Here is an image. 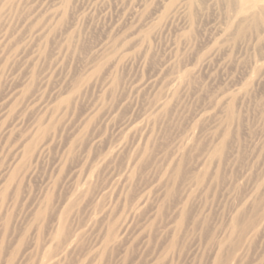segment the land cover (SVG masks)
<instances>
[{
    "label": "rangeland",
    "instance_id": "rangeland-1",
    "mask_svg": "<svg viewBox=\"0 0 264 264\" xmlns=\"http://www.w3.org/2000/svg\"><path fill=\"white\" fill-rule=\"evenodd\" d=\"M257 4L0 0V264H264Z\"/></svg>",
    "mask_w": 264,
    "mask_h": 264
},
{
    "label": "bare ground",
    "instance_id": "bare-ground-1",
    "mask_svg": "<svg viewBox=\"0 0 264 264\" xmlns=\"http://www.w3.org/2000/svg\"><path fill=\"white\" fill-rule=\"evenodd\" d=\"M256 2H258V4L256 5V8L259 9V10H264V0H238L239 10H240L241 14L247 13V12H245L247 10V6L248 7L249 6L251 7V5H255ZM252 11L254 12V10H252ZM243 15H246V14H243ZM181 85H182V78L181 77H175L174 79H172V81L170 82V85L167 88V98H168V96H173L174 93L181 87ZM162 107H163V104L162 103H157L156 104V107L154 109V112L159 111ZM151 121L154 122L155 121V118L154 119H147L145 125L147 126L148 123H150ZM143 126L144 125L137 126L134 129V133H139L143 129ZM225 136H226V133L224 132L223 137H222V142L225 140ZM144 152L145 151L142 152V155L144 154ZM142 155L136 156L135 158H133L131 160V162H133V163H136L137 161L139 162L142 159ZM220 155H221V149L214 148L209 153V156L207 157L206 162L208 164H210L213 159H216V158L220 157ZM174 171L175 172L178 171V166L177 165H176V167H174L172 169L170 176L172 175V172H174ZM205 173H206V171H203V175ZM202 176H197L195 178L196 183H200L201 182ZM127 178L128 179L130 178V172L127 175ZM117 183H119V182H117ZM82 193H83L82 190H80L79 188L76 187L74 189V191L72 192V195L69 198L65 199V201L63 202L62 210L60 211V213L58 214L57 219H56V225H57V231L58 232L59 231H62L64 229V227H65L64 226L65 225V219H64L65 216L63 217V208L65 209V206H67L68 203L73 202L74 201L73 199L75 197H77V196H80ZM142 202H143V200L142 201H139L138 203H136L135 207H133V210L139 208L145 201L143 203ZM232 225H233L234 229H237L238 228V226H237L238 224H237V221H235V219H232ZM127 227H128V223L126 221H123L120 224V226H119L118 232L119 233L125 232V230L127 229ZM78 238H79V235H75L74 236V239L68 242V244L66 245V247L63 249V251L61 253H59V255L56 258L60 259L61 257H64L66 255V253L70 249H72L73 246L76 245ZM112 238H113L112 237V233L111 232H107L104 235V237H103V242L107 244V243H109L112 240ZM101 246L105 248L107 245L101 244ZM101 250H102L101 247L96 248L95 251H94V254L95 255H98L101 252ZM53 263H55V261H53L50 264H53ZM39 264H44V263L40 262ZM46 264H49V263L47 262Z\"/></svg>",
    "mask_w": 264,
    "mask_h": 264
}]
</instances>
